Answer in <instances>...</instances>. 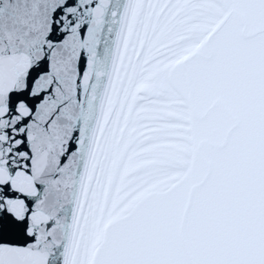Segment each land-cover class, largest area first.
<instances>
[{
  "label": "snow or ice",
  "instance_id": "6c2138e0",
  "mask_svg": "<svg viewBox=\"0 0 264 264\" xmlns=\"http://www.w3.org/2000/svg\"><path fill=\"white\" fill-rule=\"evenodd\" d=\"M0 264H264V0H0Z\"/></svg>",
  "mask_w": 264,
  "mask_h": 264
}]
</instances>
